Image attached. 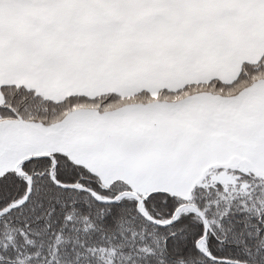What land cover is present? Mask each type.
Segmentation results:
<instances>
[{
    "label": "snow or ice",
    "instance_id": "snow-or-ice-1",
    "mask_svg": "<svg viewBox=\"0 0 264 264\" xmlns=\"http://www.w3.org/2000/svg\"><path fill=\"white\" fill-rule=\"evenodd\" d=\"M0 264H264V0H0Z\"/></svg>",
    "mask_w": 264,
    "mask_h": 264
}]
</instances>
